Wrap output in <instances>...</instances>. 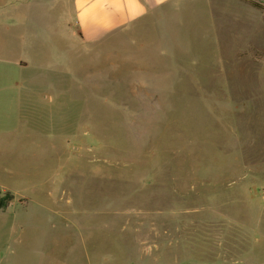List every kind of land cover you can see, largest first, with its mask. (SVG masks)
<instances>
[{"label":"rangeland","instance_id":"rangeland-1","mask_svg":"<svg viewBox=\"0 0 264 264\" xmlns=\"http://www.w3.org/2000/svg\"><path fill=\"white\" fill-rule=\"evenodd\" d=\"M68 2L0 0L8 264H264V9L180 0L88 44L51 33Z\"/></svg>","mask_w":264,"mask_h":264},{"label":"crops","instance_id":"crops-1","mask_svg":"<svg viewBox=\"0 0 264 264\" xmlns=\"http://www.w3.org/2000/svg\"><path fill=\"white\" fill-rule=\"evenodd\" d=\"M28 1V0H24ZM45 1V0H44ZM61 0H57L59 2ZM71 13L72 22L68 23L67 28H55L51 33L59 37L60 33L77 34L83 43H94L102 40L108 34L119 30H125L132 27L135 23L145 20L152 14L157 12H164L166 5H171L173 2L180 0H68ZM64 13H69L67 10ZM69 22V21H68ZM12 21L0 22V36L2 34H10L13 26ZM37 31V30H36ZM26 33V31H25ZM28 33V32H27ZM45 33V32H43ZM32 36L40 37L39 32H33ZM39 39L35 40L38 41ZM33 41V43L35 42ZM46 41V42H45ZM45 41H40L38 45L41 50L44 47H50L49 38ZM4 42V41H2ZM1 48V44H0ZM50 54V53H49ZM20 55L15 59H11L9 63L18 67L21 70L31 69L37 65L31 61L27 56ZM52 55V54H51ZM0 264H8L6 255L0 249Z\"/></svg>","mask_w":264,"mask_h":264},{"label":"trees","instance_id":"trees-1","mask_svg":"<svg viewBox=\"0 0 264 264\" xmlns=\"http://www.w3.org/2000/svg\"><path fill=\"white\" fill-rule=\"evenodd\" d=\"M249 2L257 8L264 9V3L258 2L256 0H249ZM6 200L5 197L2 198V201L0 203L4 204V201Z\"/></svg>","mask_w":264,"mask_h":264}]
</instances>
